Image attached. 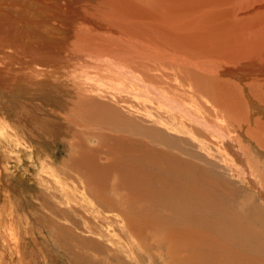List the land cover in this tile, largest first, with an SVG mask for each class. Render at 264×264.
I'll list each match as a JSON object with an SVG mask.
<instances>
[{"label": "rangeland", "instance_id": "obj_1", "mask_svg": "<svg viewBox=\"0 0 264 264\" xmlns=\"http://www.w3.org/2000/svg\"><path fill=\"white\" fill-rule=\"evenodd\" d=\"M47 1L62 16L38 38L37 44L49 48L41 53L51 52L47 73H34L40 53L34 42L29 55L0 58L22 57L9 59L15 68H0V132L5 127L9 133L0 135L6 136L0 139V264H169L168 252L176 249L188 252L191 264L192 250L195 262L203 263L200 251L212 246L197 243L202 229L192 231L203 222L190 219L184 201L171 199V161H179L183 173L193 166L202 178L204 170L209 179L224 181L213 192L220 199L230 187L245 196L247 190L224 171L234 154L227 147V155L225 145L234 140L241 154L253 150L248 129L261 128L246 110L264 104L256 98L264 97L257 83L264 74L239 79L231 70H264V0ZM0 5L16 8L37 29L31 20L41 7L32 1ZM23 37L22 42L33 38ZM15 135L24 142L16 144ZM129 210L157 231L137 223L141 232L130 239L119 221ZM225 211L232 221L246 218L240 210ZM184 225L191 229L188 236L173 230ZM137 238L146 240L140 241L143 247L137 242L139 249L131 244ZM250 242L243 241V248L257 254L256 262L235 263L264 264L263 245ZM100 249L106 254L100 256Z\"/></svg>", "mask_w": 264, "mask_h": 264}, {"label": "bare ground", "instance_id": "obj_2", "mask_svg": "<svg viewBox=\"0 0 264 264\" xmlns=\"http://www.w3.org/2000/svg\"><path fill=\"white\" fill-rule=\"evenodd\" d=\"M33 3H35L37 6L41 7V12L39 15L37 16H33V20H31V22L33 23V27L37 28V29H30L29 25H30V20L28 17H24L23 15H18L17 10H15L16 8H11V7H3L0 5V58L4 57V56H11L13 55L15 52L19 54V52L21 53L20 55H29L31 52H29V48H34L32 46L33 44L39 45L37 44V42L39 41V39L42 40V35L44 36V33L48 30L49 26H53V27H57L55 24L56 20L53 19H57L62 17H59V14H57L58 10L54 9L53 6H55L54 3L47 1V0H30ZM57 7V6H56ZM61 7V6H60ZM59 9V6H58ZM60 10H63L62 8ZM62 12V11H60ZM68 12V11H67ZM67 15V14H66ZM65 15V16H66ZM21 17V22L17 25L16 22L20 21L18 20V17ZM38 17V18H37ZM46 18V19H45ZM48 18H51V20H49ZM78 18V17H77ZM64 19V18H63ZM82 19V18H80ZM49 20V21H48ZM86 20V19H85ZM83 22H85L83 20ZM88 22V21H87ZM10 24V26H9ZM86 24V22H85ZM83 25V24H82ZM88 24L84 25L87 26ZM31 27V25H30ZM46 27V28H45ZM46 31H45V29ZM82 28V27H81ZM85 28V27H84ZM34 32V33H31ZM79 30H77L78 32ZM27 33L29 34V36L33 37L31 38V40H29V37L27 38V42H22L24 38L23 35ZM31 34V35H30ZM10 37V40H9ZM52 38V37H50ZM22 39V41H20ZM102 39V38H101ZM25 40V39H24ZM96 41V40H95ZM110 42V41H109ZM128 48V47H127ZM132 48V47H131ZM34 49H38V51H40L39 55H37L38 57H34L35 60V64L36 69L34 70V73L41 76V73L46 74L47 73V69L46 65L48 64L49 58H50V54L48 53L46 56L44 54L41 53V51H47L49 52V48H45L41 45H39L37 48ZM78 50V49H77ZM5 51V52H3ZM76 51V50H75ZM80 51V50H78ZM83 52V51H82ZM81 52V53H82ZM89 50V54L93 53ZM119 52V50H118ZM121 52V50H120ZM45 53V52H44ZM79 53V52H78ZM77 53V54H78ZM80 53V54H81ZM85 54V52H83ZM117 53V52H116ZM115 53V54H116ZM53 54V53H52ZM87 54V53H86ZM100 54V53H99ZM98 54V55H99ZM103 55V53H101ZM105 55V54H104ZM103 55V58H104ZM45 56V57H42ZM80 56V55H79ZM83 56V55H82ZM80 56V57H82ZM88 56V55H85ZM93 56V55H92ZM101 56V55H100ZM108 56V54H107ZM47 57V58H46ZM49 57V58H48ZM89 57V56H88ZM87 57V58H88ZM12 60H11V59ZM17 59V58H22V57H7L8 60L5 61H1L0 62V68L5 66V68L7 66L12 67V64L9 63V59L12 61L13 63V59ZM78 58V57H77ZM82 59V58H80ZM85 59V58H83ZM61 61V60H60ZM79 61V60H78ZM90 61V60H89ZM66 62V60L64 61ZM188 62V61H187ZM18 62L15 63V65H17ZM20 63V62H19ZM18 63V64H19ZM54 63V62H53ZM69 63V62H68ZM78 63V62H77ZM27 64V63H26ZM67 64V63H66ZM70 64V63H69ZM210 64V63H209ZM215 64V63H214ZM217 67L219 62H216ZM222 64V63H220ZM237 64V63H236ZM29 66V68L32 66L27 64ZM49 65V64H48ZM47 65V66H48ZM57 65V64H56ZM76 65V64H75ZM212 66L215 67V65L211 64ZM18 66V65H17ZM21 66V63L19 64L18 67H16V72H17V68H19ZM52 65H50L51 67ZM68 66V65H67ZM202 65V69L207 68L206 66H208L206 64ZM9 69L11 70L12 68ZM24 67V66H23ZM89 67V66H88ZM225 67V66H224ZM227 67V66H226ZM8 68V67H7ZM15 68V67H14ZM246 68V67H245ZM209 69V67L207 68ZM218 71V68H216ZM222 69V68H221ZM227 69V68H225ZM247 69V70H246ZM246 69H242L240 71L234 70L232 69V76L233 78H239V79H243L246 77L249 78H253L254 76H258V75H263L264 74V70L263 69H258V68H246ZM9 70V71H10ZM31 70V69H30ZM29 70V72H30ZM33 70V69H32ZM31 70V71H32ZM210 70V69H209ZM0 71H2V69H0ZM12 72L14 70H11ZM10 71V72H11ZM208 70H206L207 72ZM22 73H24V71H22ZM214 72H212L213 74ZM222 75H228L226 73L221 72ZM18 74V72H17ZM220 74V73H219ZM21 75V74H20ZM215 75H218L217 73H215ZM230 75V74H229ZM231 76V75H230ZM19 77V75L17 76ZM34 77V76H33ZM219 77V76H218ZM18 78H16L17 80ZM23 79V78H22ZM15 80V82H16ZM6 82V81H5ZM259 83V85H261L262 88H264V81L263 82H257ZM20 84V83H18ZM19 91V90H18ZM121 91V90H120ZM133 92V91H132ZM260 92V91H259ZM257 93V92H256ZM120 94V93H119ZM261 94V93H260ZM11 95V94H10ZM134 95V94H133ZM13 98V97H12ZM11 98V99H12ZM257 100L263 101L264 102V97H258L256 96ZM134 99V98H133ZM126 101V100H125ZM253 101V100H252ZM118 103V102H117ZM253 103V102H252ZM250 103V104H252ZM255 103V102H254ZM106 105V104H105ZM257 107V111L254 110L253 108L246 110L247 114L250 115V119L253 122L252 125L255 126L256 128H261L260 130H255L254 133L249 130L248 133V138L249 141L248 143L251 144V147L253 150L249 149L247 151L248 155L245 154H241L239 152V148L238 146H236V144H232L234 143V140H231L232 143H228L227 141L229 140H225L226 144L225 145V150L226 153L228 155V148H230L231 150L229 151V153L232 151L233 157L231 159V165L228 166V169L226 171V169H224L225 172L229 173L227 174L229 177L234 178V180L236 181L237 184H240V186L242 188H244L245 190H247V192H245V196L242 193H237L236 191H234L233 189L228 188L226 191H224L223 195L222 192L220 195H222L221 199L220 196L216 197L215 194L216 190H221L223 189L224 185H226V183L224 181H217L215 182V180L213 179V177L207 176L205 174V172H203L204 170H200L203 174L202 178V174H200V172L198 171V173L194 172L195 169L192 170L193 166L187 167V170H183L184 173L182 172L181 166H179L178 162L175 161H171L172 165H171V169L173 170L172 174H174V176L171 177V199L173 200H181L184 201L186 206H188V214L191 211L193 216H191V220L194 222L193 218L194 217H198V221L203 222L202 226L200 225H196L195 226V230L192 231V233H194L196 230H201L202 229V234L200 236V239L197 241V243L199 244H203V245H211L212 249H208V248H204L200 251V257L203 260V263L201 264H237L235 263L236 261H240V262H249L251 261L252 263H255L258 258L257 254L255 253V256L252 255L251 253H249V251H246L243 247V241L247 244H249L248 242H250L251 240L255 239V237L257 236L259 239L264 237V210L261 209L260 207L264 208V104L260 105L259 103H255L254 104ZM101 109V108H100ZM99 109V111H100ZM104 109V108H103ZM254 110V111H251ZM259 110V111H258ZM138 111V110H137ZM254 112V113H252ZM258 112V114H257ZM256 113V114H255ZM85 116V115H84ZM90 116V114L88 115ZM99 117V116H98ZM260 118V119H255L253 121V118ZM3 118V117H2ZM86 118V117H85ZM97 118V117H96ZM1 119V118H0ZM122 119V118H121ZM2 120V119H1ZM7 120V119H6ZM4 121V120H3ZM123 121V120H122ZM129 121V120H128ZM206 121V120H205ZM7 122L10 123V121L7 120ZM12 123V122H11ZM126 123V122H125ZM6 121H5V125H6ZM13 125L15 124L14 122L12 123ZM19 124V122H18ZM120 124V123H119ZM16 125V124H15ZM14 125V126H15ZM128 126V124H126ZM122 126V125H121ZM1 127V126H0ZM9 127V126H8ZM124 127V126H122ZM250 127V126H249ZM5 128V127H4ZM4 128H1L2 131L6 132V136L9 135L8 131H5ZM10 128V127H9ZM16 128H19L17 126H15V130ZM8 129V128H7ZM12 131L13 128L11 127ZM9 130V129H8ZM241 130V129H240ZM1 131V132H2ZM17 131V130H16ZM20 129H18L17 134L19 135L18 137H21V133L23 131H21ZM0 132V135H1ZM3 132V133H4ZM10 132V131H9ZM14 133H16L14 131ZM225 133V132H224ZM253 133V135H252ZM23 134V133H22ZM121 134V133H120ZM4 135V134H3ZM1 136L0 139H2V137H6V136ZM25 135V134H24ZM226 135V134H225ZM17 135H15L16 137ZM101 136V135H100ZM16 137V142L18 141ZM24 137V136H23ZM22 137V139H23ZM230 137V136H229ZM6 138H9L8 136ZM226 138V137H225ZM238 138V137H237ZM252 138V139H250ZM21 139V140H22ZM231 139V138H230ZM9 140V139H7ZM11 140V139H10ZM19 139V141H21ZM238 140H240L238 138ZM1 141V140H0ZM19 141L16 143L18 144ZM24 142V140H22ZM3 142V141H2ZM1 142V143H2ZM7 142V141H5ZM10 142V141H9ZM22 142V143H23ZM247 142V139H246ZM0 143V145H1ZM14 143V141H13ZM6 146V143H3ZM11 144V142H10ZM21 144V143H20ZM25 144V143H24ZM19 145V144H18ZM17 145V146H18ZM22 145V144H21ZM4 146V145H3ZM8 146V144H7ZM11 146V145H10ZM1 147V146H0ZM228 147V148H227ZM2 148V147H1ZM16 148V146H15ZM18 148V147H17ZM8 150V149H7ZM3 151V150H2ZM26 151V149H25ZM254 151V152H253ZM6 152V151H5ZM3 151V154L5 153ZM26 153V152H25ZM253 153V155H251ZM7 154V153H6ZM5 154V155H6ZM231 155V154H230ZM2 156V155H1ZM0 156V157H1ZM211 156V155H210ZM153 157V156H152ZM231 157V156H229ZM255 157V158H254ZM40 159V158H39ZM140 160V159H139ZM39 161V160H38ZM43 161V160H42ZM152 161V160H151ZM150 161V162H151ZM23 162V161H22ZM36 162V161H35ZM41 162V160H40ZM44 162V161H43ZM141 163V166H148V163L144 160L143 162L137 161V163ZM149 162V161H148ZM155 162V161H154ZM255 162L257 164H255ZM39 163V162H37ZM45 163V162H44ZM137 163L135 165H137ZM168 163V162H167ZM178 163V165H177ZM32 164V163H31ZM29 164V165H31ZM225 164V163H224ZM35 165V163H34ZM41 165V164H40ZM133 165V166H135ZM188 165V163L186 164V166ZM36 166V165H35ZM127 166V165H126ZM169 166V165H168ZM189 166V165H188ZM124 167V166H123ZM132 168V167H131ZM178 168V169H177ZM199 168V167H198ZM222 168V167H221ZM42 169V168H41ZM129 169V168H128ZM139 169V167H134L132 172H137ZM198 170V169H197ZM182 172V176L183 178H181L179 176V172ZM153 172L154 171H150ZM207 173V172H206ZM22 174H25V172H23ZM208 174V173H207ZM210 176L212 173H209ZM215 174V173H214ZM39 175V174H38ZM131 175V174H130ZM151 175V173H150ZM177 175V176H176ZM185 175V176H184ZM224 175V174H223ZM216 176V175H215ZM225 176V175H224ZM131 178V177H130ZM231 179V178H230ZM32 181H34V179H31ZM40 180V178L38 179ZM146 180V179H145ZM183 180V181H182ZM219 180V179H218ZM136 181H140V180H136ZM149 181V180H148ZM182 181V182H181ZM232 181V180H231ZM37 182V180L35 181ZM40 182V181H39ZM42 182V181H41ZM133 182V181H132ZM141 182V181H140ZM150 182V181H149ZM174 182H178L181 185H176L173 186ZM181 182V183H180ZM32 184V183H31ZM36 183H34L35 185ZM41 184V183H40ZM135 184V183H134ZM147 184V183H146ZM149 184V183H148ZM37 187L39 186V184H36ZM35 185V186H36ZM41 186V185H40ZM43 186V185H42ZM228 186V184H227ZM231 186V185H230ZM148 187V186H147ZM235 187V186H234ZM215 192V193H213ZM41 194V193H40ZM152 194V193H151ZM240 195V197H239ZM187 196V197H185ZM215 196V197H214ZM230 197H232L230 199ZM223 198V199H222ZM227 198H229V200L231 202H227ZM11 200V199H10ZM19 200V199H18ZM21 200V199H20ZM235 200L239 201L240 205L239 207L235 206L234 202ZM183 205V204H182ZM237 205V204H236ZM114 206V205H113ZM233 208L234 210H240L242 213H244V216H246V218H233V221L231 220V218H229V216H227L225 214V209L227 208ZM105 208V207H104ZM107 208V207H106ZM135 208V207H134ZM112 209V208H110ZM114 210V209H112ZM132 210V208H131ZM129 210V213H125L127 214L125 216V214L123 215L122 219L119 220L121 222V228L128 233V235L130 236V239H134V237H137L135 231H139L141 232V230H138L137 227L135 226L137 223H144L145 224V228L148 230H156L157 231V227H155L154 224L151 223V221L148 220V218H138L136 217L137 213H134L135 211H131ZM229 210V209H228ZM232 210V209H230ZM233 212V211H232ZM134 214H136L134 216ZM262 214V216H261ZM195 215V216H194ZM230 215V214H229ZM201 217V220H199ZM128 220V221H127ZM186 222V221H185ZM158 224V223H157ZM142 225V224H141ZM161 226V224H159ZM158 227L159 230H161V227ZM143 227V226H142ZM188 225H184L183 228L178 227L179 229H174L173 230L175 232L179 231V234L181 232V234L187 235L188 236V232H191V229L188 228ZM171 228V227H170ZM137 229V230H136ZM164 229V225L163 228ZM166 229V227H165ZM164 229V230H165ZM169 229V227H168ZM70 232V231H69ZM174 232V233H175ZM142 234V233H141ZM235 234V235H234ZM238 235V237H237ZM138 236H141L138 234ZM151 237V236H149ZM196 237V236H195ZM75 238V237H74ZM142 238V237H141ZM152 238V237H151ZM239 238V239H238ZM247 238L248 242L245 241ZM149 239V238H148ZM264 239V238H263ZM260 240V241H256V243L261 247H259L258 245V250L262 249V245L264 247V240ZM142 240V241H141ZM139 239L137 238V240H133L131 241V244L136 246L137 242L140 243L146 241L145 238L143 239ZM144 240V241H143ZM152 243V242H151ZM182 243V242H180ZM187 242L183 241V244H185ZM251 243V242H250ZM255 242L251 243L250 246H252ZM255 243V244H256ZM149 244V243H148ZM179 244V243H177ZM139 245V244H137ZM152 245V244H151ZM145 246V245H144ZM137 247V246H136ZM140 247H143V243L141 245L140 243ZM147 247V246H146ZM188 247V246H187ZM249 247V246H248ZM246 246V249L248 248ZM139 249V247H137ZM236 248H238V250H236ZM251 248V247H249ZM248 248V249H249ZM260 248V249H259ZM145 249V248H143ZM254 249V248H253ZM110 250V249H109ZM177 251V249H176ZM168 252V257H171V260L167 261L169 262V264H191L188 261V256H186L185 254L188 252H183L180 253L178 251L177 252ZM253 251V250H252ZM250 249V252H252ZM264 251V248L263 250ZM97 253L103 255L106 251H104V249H100V250H96ZM259 252V251H258ZM106 254V253H105ZM193 254V255H192ZM194 253L191 250V255L189 256L191 259L193 260L192 264H200L197 261L196 256H194ZM261 254V251H260ZM259 254V255H260ZM182 255V256H181ZM197 255V254H196ZM264 255V253H263ZM154 256V255H151ZM198 256V255H197ZM261 256V255H260ZM108 257V256H107ZM262 257V256H261ZM153 258V257H152ZM155 258V257H154ZM153 258V259H154ZM256 258V259H255ZM100 259V258H99ZM110 259V258H109ZM238 259V260H237ZM246 259V260H245ZM260 259V257H259ZM107 260V259H106ZM165 260V259H163ZM236 260V261H235ZM153 261V260H152ZM166 261V260H165ZM104 262V261H103ZM125 262V261H124ZM166 262V263H167ZM177 262V263H176ZM126 263V262H125ZM168 264V263H167Z\"/></svg>", "mask_w": 264, "mask_h": 264}]
</instances>
